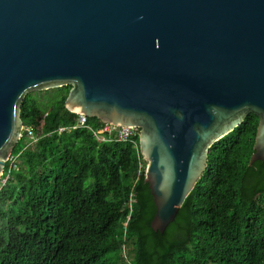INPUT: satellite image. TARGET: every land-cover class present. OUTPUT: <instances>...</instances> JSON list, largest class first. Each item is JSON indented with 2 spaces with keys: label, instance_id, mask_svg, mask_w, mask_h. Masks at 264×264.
Masks as SVG:
<instances>
[{
  "label": "water",
  "instance_id": "obj_1",
  "mask_svg": "<svg viewBox=\"0 0 264 264\" xmlns=\"http://www.w3.org/2000/svg\"><path fill=\"white\" fill-rule=\"evenodd\" d=\"M67 86L69 112L140 129L164 234L251 114L264 162V0H0V179L24 99Z\"/></svg>",
  "mask_w": 264,
  "mask_h": 264
},
{
  "label": "trees",
  "instance_id": "obj_2",
  "mask_svg": "<svg viewBox=\"0 0 264 264\" xmlns=\"http://www.w3.org/2000/svg\"><path fill=\"white\" fill-rule=\"evenodd\" d=\"M69 90L22 103L24 126L39 140L19 141L21 170L0 191V264H264V162L251 165L259 116L212 147L208 169L163 234L152 227L157 206L145 168L139 174V139L135 147L100 143L85 128L57 133L77 123L65 108ZM43 92L51 93L45 102Z\"/></svg>",
  "mask_w": 264,
  "mask_h": 264
},
{
  "label": "built area",
  "instance_id": "obj_3",
  "mask_svg": "<svg viewBox=\"0 0 264 264\" xmlns=\"http://www.w3.org/2000/svg\"><path fill=\"white\" fill-rule=\"evenodd\" d=\"M78 128H85L92 131L94 137L97 139L98 142H131L134 144L135 147H138V143L136 142L139 139L140 129L137 127L127 126V127H118L113 126L107 123H102V126L99 130H94L88 124V118L82 115L78 116L77 123L73 126H61L57 129L58 134H62L65 132H71ZM26 134L23 137L27 136L29 138V145H34L38 142L39 136H37L32 129L24 128ZM50 135V134H49ZM22 137V138H23ZM21 152L18 154H12L9 160L6 162L4 172L0 179V191L7 187L10 181L13 178L14 173H17L21 170V159H20ZM146 169V162L140 164V172L141 174L142 169ZM135 193L132 191L130 195L129 201L126 203V211H128V220H130L133 214V198Z\"/></svg>",
  "mask_w": 264,
  "mask_h": 264
},
{
  "label": "rangeland",
  "instance_id": "obj_4",
  "mask_svg": "<svg viewBox=\"0 0 264 264\" xmlns=\"http://www.w3.org/2000/svg\"><path fill=\"white\" fill-rule=\"evenodd\" d=\"M38 92H33L31 94H35L37 95ZM51 95V93L49 95H47L45 92H43L42 94H38V99L41 101V102H45L46 101V98L49 97ZM30 142V141H29ZM128 255H131L128 253ZM133 256V255H132Z\"/></svg>",
  "mask_w": 264,
  "mask_h": 264
}]
</instances>
